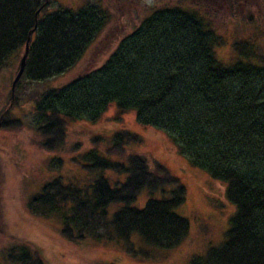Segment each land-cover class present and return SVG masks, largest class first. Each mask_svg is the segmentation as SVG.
Masks as SVG:
<instances>
[{
    "label": "trees",
    "instance_id": "1",
    "mask_svg": "<svg viewBox=\"0 0 264 264\" xmlns=\"http://www.w3.org/2000/svg\"><path fill=\"white\" fill-rule=\"evenodd\" d=\"M168 1L123 36L98 68L53 86L43 83L73 68L112 14L100 0L51 11V0H0V71L12 63L19 69L29 36L15 93L42 84L27 101L46 151L64 148L71 122H96L110 108L116 120L134 111L138 123L164 131L192 165L226 182L235 206L221 242L189 264H264V0ZM221 48L225 59L217 55ZM10 109L1 114L0 130L22 124ZM141 142L125 128L92 134V147L69 158L84 176L44 182L26 210L55 224L70 242L115 239L133 259L175 248L189 231L188 220L174 211L185 187L157 160L129 147ZM56 161L63 165L62 157ZM142 190L159 197L132 206ZM112 203L121 206L109 217ZM19 239L0 242L6 261L47 264L34 244Z\"/></svg>",
    "mask_w": 264,
    "mask_h": 264
},
{
    "label": "rangeland",
    "instance_id": "2",
    "mask_svg": "<svg viewBox=\"0 0 264 264\" xmlns=\"http://www.w3.org/2000/svg\"><path fill=\"white\" fill-rule=\"evenodd\" d=\"M84 1L86 0H51L48 11L59 4L74 7ZM100 1L112 14L111 21L73 68L43 85L64 86L74 78L98 68L112 53L119 40L130 33L153 8L170 3L168 0ZM256 7L254 9L257 11L259 8ZM217 27L223 29L220 23ZM227 28L232 29V26L228 25ZM216 52L221 59L224 58L223 52L227 51L221 48ZM17 67L18 64L12 63L0 71V118L6 108L11 107L12 115L22 121L19 127L0 130V242L20 238L34 244L47 264H189L193 256L203 255L209 245L216 246L221 242L235 210L234 204L226 196V182L215 179L205 169L192 165L178 152L175 143L164 131L138 123L134 111L126 112L120 120H116L115 109L110 108L96 122H71L63 149H41L31 102L27 100L30 92L41 88L42 84L30 83L18 95L14 90L12 98L11 84L18 72ZM16 97L17 101L14 103ZM122 128L139 134L142 139L140 144L130 145V148L161 163L180 180L186 191L184 202L174 211L188 220V234L175 248L157 251L154 259L129 257L118 247L119 243L115 239L99 244L88 238L82 242H70L57 232L55 224L31 215L25 208L29 197L53 177L59 176L65 180H79L82 177L83 173L80 174L81 170L77 169L79 165L69 158L80 157L85 149L92 147V134L110 135ZM74 143H80L81 150L72 151ZM57 156L63 158V165L59 166ZM110 183L114 185L113 180ZM150 197L159 196L142 190L131 205L142 208ZM120 206L121 203L110 204L109 217ZM0 264L11 263L0 255Z\"/></svg>",
    "mask_w": 264,
    "mask_h": 264
},
{
    "label": "water",
    "instance_id": "3",
    "mask_svg": "<svg viewBox=\"0 0 264 264\" xmlns=\"http://www.w3.org/2000/svg\"><path fill=\"white\" fill-rule=\"evenodd\" d=\"M30 40V37L28 36L27 41H26V45H25V51L20 59V63H19V69L17 74L15 75L12 84H11V97L13 98L14 96V90H15V86L17 81L19 80V78L21 77L24 67H25V61H26V57H27V52H28V42Z\"/></svg>",
    "mask_w": 264,
    "mask_h": 264
}]
</instances>
